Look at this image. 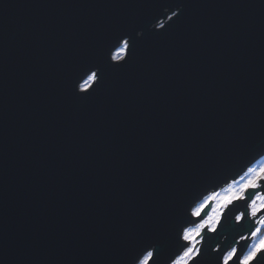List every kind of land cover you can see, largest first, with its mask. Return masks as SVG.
Listing matches in <instances>:
<instances>
[{
	"label": "water",
	"instance_id": "water-1",
	"mask_svg": "<svg viewBox=\"0 0 264 264\" xmlns=\"http://www.w3.org/2000/svg\"><path fill=\"white\" fill-rule=\"evenodd\" d=\"M157 16L172 27L154 37ZM118 25L146 28L137 66L72 96L68 68L98 42L107 54ZM262 138L264 0H0V264H128L131 233L167 213L174 238ZM241 210L209 244L248 233Z\"/></svg>",
	"mask_w": 264,
	"mask_h": 264
},
{
	"label": "snow or ice",
	"instance_id": "snow-or-ice-1",
	"mask_svg": "<svg viewBox=\"0 0 264 264\" xmlns=\"http://www.w3.org/2000/svg\"><path fill=\"white\" fill-rule=\"evenodd\" d=\"M125 6L135 7L143 0H123ZM179 7V5H177ZM183 11H172L169 21H179ZM152 36L163 35L167 27L152 17ZM114 42L105 54L101 44L96 43L88 52L70 65L66 77H70L73 67H78V78L70 83L71 95L86 100L98 90L115 87L128 78L137 66L138 54L145 48L146 28L130 27L124 30L118 26ZM115 51H112V49ZM79 93H84L80 96ZM264 149V138L259 145ZM239 179L225 178L221 187L214 184L207 194L196 197L186 209L188 226L181 225L171 232V216L161 213L145 223L139 231L131 233L125 241L128 264H264V156L258 166H247ZM241 207L235 215L236 224L251 223L247 234H241L225 251L219 245L213 247L209 240L220 234L224 224L231 218V210ZM211 233L212 236L207 234ZM245 242L241 244V242ZM213 253L217 255L213 256Z\"/></svg>",
	"mask_w": 264,
	"mask_h": 264
},
{
	"label": "rangeland",
	"instance_id": "rangeland-1",
	"mask_svg": "<svg viewBox=\"0 0 264 264\" xmlns=\"http://www.w3.org/2000/svg\"><path fill=\"white\" fill-rule=\"evenodd\" d=\"M259 162H261V159L258 160L254 165L258 166Z\"/></svg>",
	"mask_w": 264,
	"mask_h": 264
}]
</instances>
